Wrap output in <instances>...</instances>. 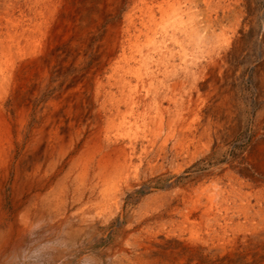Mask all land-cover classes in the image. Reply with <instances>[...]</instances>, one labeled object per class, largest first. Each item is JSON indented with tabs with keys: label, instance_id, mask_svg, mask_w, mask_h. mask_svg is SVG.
<instances>
[{
	"label": "bare ground",
	"instance_id": "6f19581e",
	"mask_svg": "<svg viewBox=\"0 0 264 264\" xmlns=\"http://www.w3.org/2000/svg\"><path fill=\"white\" fill-rule=\"evenodd\" d=\"M84 1L15 0L11 5L2 1L5 5L2 8L17 9V13L0 16V51L6 59L7 71L14 73L13 66L19 62L11 59L12 46L31 45L32 55L26 58L32 68L46 59L54 60L56 44L62 46L61 54L72 53L68 50L71 44L75 48L83 46L82 39L91 28L101 40L97 42L95 64L112 65L113 72L105 77L93 75L89 70L74 76L32 73L18 81L12 77L15 83H9L13 97L7 119L8 148L4 151L9 157V191L5 196L10 210L3 211L4 195L0 191V264L196 263L208 244L206 217L214 216L213 221H217L216 211L224 207L222 196L235 197L239 211L247 217L245 230L238 227L231 230L229 226L233 236H244L246 247L251 241L255 243L250 245L251 249L262 251L264 179L243 169L246 180L238 177L235 185L234 176H230L231 194L226 195L227 190L218 182L221 180L207 184L202 169L208 146L205 139L209 101L205 81L214 86L211 96L213 113L217 112L216 128L222 125L225 101L218 91L230 94L231 115L236 106L231 78L226 81V88L219 85L223 68L231 74L227 51L234 36L222 35L225 45L220 40L204 64L208 70L199 75L181 76L174 68L169 69L176 57L187 65L191 63L189 56L196 62L199 60L196 56L204 41L196 34L200 26L196 8L203 9L207 18L214 15L218 18L220 14L231 17L243 11L238 10L241 1L100 0L101 10L113 11L105 12L104 19L94 28L85 19L89 1ZM123 4L129 11L119 17ZM106 21V28L102 29ZM139 21L148 27L146 41L138 34ZM238 21L232 28L233 34L237 33ZM170 32L174 37L167 43ZM37 45L42 46L38 52ZM171 46L178 51H171ZM134 47L138 55L145 53L150 59L158 58L155 65L164 68L166 74H153L147 61L137 68H128L127 49L131 52ZM76 53L75 56L83 54ZM2 119L5 121L3 115ZM260 149L254 147L251 154ZM66 162L56 190L41 193L48 175L62 170ZM254 165L261 166L258 161ZM94 183L100 185L96 199L90 195ZM142 185L154 194L136 209L126 206L128 194L137 198ZM260 185L253 194L251 188ZM250 194L259 207L252 214L253 207H244L251 205ZM117 216L121 220L112 227ZM226 229L220 236L223 241L228 237ZM110 232L111 236L105 235ZM104 238L108 239V246L102 248ZM97 245L101 248H95ZM237 245L231 238L218 248L226 250L229 246L236 251ZM91 249L95 252L90 253Z\"/></svg>",
	"mask_w": 264,
	"mask_h": 264
},
{
	"label": "rangeland",
	"instance_id": "374dc122",
	"mask_svg": "<svg viewBox=\"0 0 264 264\" xmlns=\"http://www.w3.org/2000/svg\"><path fill=\"white\" fill-rule=\"evenodd\" d=\"M2 1L4 2L5 5H7V4L11 5V4L15 3V0H0V16H4V13H6V12L17 13V9H13L10 7L2 8L3 6H5ZM86 1H89V3H88V15L85 16V19L88 21V24L92 28H94V26L98 25L99 22L104 19L103 17L106 15V13L108 11H110V12L113 11V9H111V8H110L111 10H107V9L101 10V8H100L101 1L100 0H85L84 2H86ZM240 1H241V5H240V8H238V10L241 9L244 12L243 11L239 12V13H237V15L234 14L231 17H224L223 15L220 14L218 16V18L216 17V15L213 16L214 18L213 17L207 18L203 9L199 10L196 8V11H198L197 14L199 15V16L197 15V18H198L199 25H200L196 34H197V36H199V38L201 40L204 41V43L201 45V48L199 49L200 52L197 53L198 55L196 56V57H199V60L196 62V60H194L192 56H189L191 59V63L189 65H187V63L182 58L180 59V58L176 57L175 60H172V63L169 65V69L174 68L176 70V73H178L179 75L181 74V76H187L188 74H191V73L194 75H199L200 72L208 70L207 68H205V65L208 63L207 58L210 55L209 53H211L214 50L215 46L220 44V40L222 42V45H225L224 39H222V35L226 33L225 34L226 36H229V37L234 36L233 44L229 45L228 51H227L228 52V59H229V61H227V62L229 63L228 67L231 68V70H230L231 74L228 73L226 68L225 69L223 68L222 72H221V76H220L222 83L220 82L219 85H222L224 88H226V85H227L226 81H228V79L231 78L230 80H231V84H232V91H233V98H234L233 100L236 103V106H235L236 111L234 110L232 115H231V112L229 113L230 110H229V103H228L229 100L228 99L230 98V96H229L230 94H228V92L226 90H223V91L217 90L219 92V95H221L223 100H225L224 101V108L222 109V111L224 114L226 113L225 115L223 114L224 118L221 122L222 125L218 124L217 128L214 126V122H216L215 118L217 117V112L213 113L214 108L212 109V103H213L212 101H213L214 97L211 96V93L214 92L212 90V89H214V86H211V84H210L211 82L207 81L208 82L207 83L205 81V88H204V91H206L205 96L207 97V102L209 101L207 103V117H206V123H207L206 124V132H207V135L209 137L207 136L205 139L208 146H207V151H206V158L204 160V165L202 168L203 174H205L204 180L207 181V184L211 183L213 181L221 180L218 182L220 185H222L224 187L225 191L227 190L226 192H224L226 195L231 194V192H230L231 191L230 176L231 177L234 176L233 177L234 179L232 180V182L235 183V185L237 183L236 179L238 177L241 178V180H243V181L246 180L247 177L243 174L244 172L242 173L243 169H246L247 171H251L254 174L257 173V176L262 177L264 179V157H263L264 156V79H263V77H264V62H262V61H264V34H263L264 33V0H240ZM123 5H124V8H121L119 10V13H118L119 17H122L123 13H126L127 11H129L128 6H126V4H123ZM243 7H245L246 9ZM89 8H91V10ZM93 12H95V13H93ZM243 18H245V19H243ZM98 19H100V20H98ZM210 19H211V21H210ZM238 19H239V21H238ZM71 20H74V19H71ZM237 21H238V25H239L238 27H236L237 33L233 34L232 28H234ZM106 24H107V21L102 26V29L106 28ZM138 27L140 29L138 34H140V37L144 41H146L147 38L145 37V35L148 31L147 25H143L139 21ZM247 29H249V30H247ZM240 30H241V32H240ZM217 31H218V33H214ZM172 34L173 33L170 32V34L168 35L169 40L167 41V43H171V37H174V36H172ZM101 35H103V33ZM92 38H93V41H92ZM163 38H164V35L162 34V39ZM162 39L160 38V35H159L158 40L160 43H162ZM100 41L101 40H100L98 34H94L90 28V30H88L86 33V37L82 39L83 46H81L79 48H75L73 44L70 45V43L69 44L67 43V46L70 45V47H71V48L69 47L68 50L72 51V53L71 52H63L61 54V52L63 51L62 46L60 44H58V45L56 44V46H55V50L57 53L56 58L52 61L49 59H46L43 63L44 65L35 63L36 65H34V66H36V67H32V68L28 67L30 61L27 60V58L30 55H32L31 45L28 43L25 45V47L18 46V45L12 46V48L9 50V51H11L10 52L11 59L19 61L16 64L17 65L16 67L11 65L15 69L14 73L6 70V65H5L6 59L2 55V52L0 51V55H1L0 56V87H2V89L0 90V94H1L0 95V103H1L0 104V110H1L0 111V119L2 118V115L5 117V121L3 119L0 120V123H1L0 124V143H2V144H0V159H1L0 160V170H1L0 171V191H3L2 194L4 195L3 211H8V213H9V210H10L9 203H8V197L5 196L9 191V182H8L9 171L7 169V167H8L7 165H9V160H8L9 157H8V155L4 154V151H7V148H8V140H6V139H8L7 138V131H8L7 130L8 129L7 119L9 120V115H10L9 108L11 107L10 104L12 103L11 99L13 97V94H11L12 91L9 88V86H10L9 83H13L12 77L16 78V80L18 81L20 78L23 79L24 77H26L32 73H35V74L41 75V76H46V75L62 76L63 74L66 76H74L77 74H85L86 71H88V70L91 71V73L93 72L92 73L93 75L105 77L106 75H108L110 73L112 74L113 70L111 69L112 65L109 66V64H105L104 66H102V65L98 66L99 64L98 65L95 64L96 49H97L96 46ZM14 47H15V49H14ZM16 48H17V50H16ZM41 48H42L41 45L40 46L37 45V52L40 51ZM91 49H92V51H91ZM170 49H171V51H174V52L178 51V49L174 48L173 46H171ZM206 49H207V52L204 51ZM24 50H26V51H24ZM74 50H75V52H74ZM79 52H83V54H79ZM4 53H6V51ZM16 53H17V55H16ZM67 53H71V54L68 55ZM75 53L77 55L78 54L79 55L75 56ZM127 53H128L127 60L129 61L128 65H127L128 68H137L139 65L140 66L143 65V62L145 64V61H147L148 65L151 67L153 74H156L159 76H164L166 74L163 71L164 68L161 69L155 65V63H157L158 58L155 59L153 57L152 59H150L149 56H147V54H145V53L143 55H138L137 48H135V47L133 50H131V52L129 49H127ZM12 54H14V55H12ZM37 58H41V56L38 55ZM37 58L35 57V59H37ZM90 61H91V63H90ZM9 63H10V60H9ZM22 63H26L27 66L21 67ZM167 63H169V62H167ZM201 67H203V68H201ZM35 68L37 71L35 70ZM28 69H29V71H28ZM65 69H67V70H65ZM42 70H44V72ZM160 70H162V71H160ZM2 74H3V76H2ZM1 83H2V85H1ZM225 107L227 109H225ZM236 113H237V115H236ZM212 114H214V115H212ZM4 135H6V136H4ZM256 146L257 147L260 146V148H262V149H260V152L259 151L255 152L253 155L251 153H253L252 150ZM251 155L253 156V159L249 158V157H251ZM256 161H258L260 163V165H261L260 168L258 165L257 166L254 165ZM230 162H232L233 164ZM253 162H254V164H253ZM242 163H244V164L242 165ZM248 163L250 165H248ZM233 165H234V167H233ZM217 166L219 167V169ZM239 166H240V168H239ZM261 168H262V170H261ZM43 170L46 171L45 166H44ZM236 170H238V171H236ZM62 171H63V169L57 170V171L48 175L45 184L41 188V193H44V192L48 193V192L56 190L57 181H55V180H57L58 177L61 176L60 174ZM218 171H220V172H218ZM231 172H232V175H231ZM54 176L56 178L53 181L52 179ZM226 187H227V189H226ZM260 187H262V185L257 186V187L255 186L254 188L252 187L251 188L252 193L254 194L255 191H257ZM99 188H100V185L96 186L94 183V187L92 186V188L90 189V195L92 196V198H94V199L98 198ZM244 191L245 192L247 191L246 193H249L250 190L245 189ZM152 192H154V191H148L142 185L138 190L139 196L137 198H135L131 193L128 194L126 206L131 205L134 209H136V207L138 208L148 196H150L151 194H154ZM250 195H251L250 200L252 201L251 205H247L244 207L246 209L253 207L250 210V214H252L254 212L253 210H257V209H259V207L256 206V203H255V200L253 197L254 195L253 196H252V194H250ZM222 200L224 202V207H223V210L216 211L217 213L219 212L218 219L216 218L217 221L216 220L213 221L214 216H212V217L207 216L206 217V225L208 226L207 227V235H206V239L208 240V244H207L206 249H205L206 251L204 254H202V256L201 255L198 256L196 263L191 262L190 264H225V263L226 264H237V263L238 264H254L255 262L258 264L259 263L264 264V257H263L264 256V248L262 249V251L259 249H257L258 251L255 249H251L252 248L251 246H255V243L253 244L251 241H249L251 246L248 245V247H246L244 242H246L247 240H246V238H244V236H240L237 238V236L235 237L232 234V231H231L232 228L235 229L238 227V229H240V230H245V228H246L245 227L246 226L245 219L247 218L243 213H241L239 211L240 205L238 206V204H236V202H234L235 197L230 196L229 198L228 197L223 198V196H222ZM93 207H95V206H93ZM224 208H227V210L228 209L229 210L225 211ZM95 209H97V207H95ZM241 211H243V210H241ZM227 212H228V215H227ZM207 214H208V210H207ZM209 214H210V212H209ZM226 217H228V218H226ZM120 220H121V218L119 216H117V218H115L113 221L114 225L112 224V227H114L116 224H118V221H120ZM229 226H230L231 230H230ZM224 227L227 228L226 229L227 234H225V235L228 237L226 240L232 238V239H235L236 245L238 244L237 245L238 247L235 248L236 251L229 249L230 248L229 246H227L226 250L218 248V246L220 244L226 242V240L223 241L221 239V237H222L221 234H223V231L225 229ZM211 228H213L214 231ZM107 234L111 236L113 233H111V232L105 233L106 236H108ZM218 236L219 237L221 236L220 237L221 240L218 239ZM104 240H105V238H104ZM104 240H103V243L101 244L102 248L108 246V244H107L108 239L106 238V240L105 241ZM257 245H258L257 247L260 248L261 245L259 243H257ZM95 248H101V247H100V245H97V246H95ZM91 250L92 251L89 250L90 253L95 252V249H91ZM214 252H215V254H214ZM259 255H262V258H258ZM122 256L124 257V255H121V258H122ZM230 260H231V262H230ZM200 261H201V263H200ZM244 261H245V263H244Z\"/></svg>",
	"mask_w": 264,
	"mask_h": 264
},
{
	"label": "crops",
	"instance_id": "0c3cea01",
	"mask_svg": "<svg viewBox=\"0 0 264 264\" xmlns=\"http://www.w3.org/2000/svg\"><path fill=\"white\" fill-rule=\"evenodd\" d=\"M67 165H68V163H65V164H64V166H63V170H64V169L67 167ZM62 173H63V172H61V174H60V175H62ZM59 177H61V176H59ZM59 177H58V179H59ZM55 178H56V177L54 176L52 180L54 181V180H55ZM58 179H57V180H55V181H58ZM51 188H52V187H51ZM49 190H50V189H49Z\"/></svg>",
	"mask_w": 264,
	"mask_h": 264
}]
</instances>
